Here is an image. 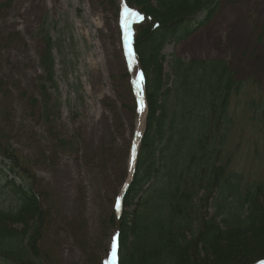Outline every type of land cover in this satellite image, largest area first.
<instances>
[{
  "label": "rangeland",
  "instance_id": "1",
  "mask_svg": "<svg viewBox=\"0 0 264 264\" xmlns=\"http://www.w3.org/2000/svg\"><path fill=\"white\" fill-rule=\"evenodd\" d=\"M126 5L0 0V138L35 177L48 213L41 244L48 264H117L111 219L137 209L142 197L124 208L145 129L140 104L147 115L131 46L143 19ZM191 30L161 51L166 87L175 86L177 62H225L241 85L229 109L227 143L220 146L223 177L235 175L243 192L244 185H264V0H218L212 16ZM46 39L53 44L52 83L41 68ZM206 177L205 187L212 183ZM4 189L0 179V207ZM220 192L200 189L194 196L188 207L194 230L199 217L219 227L211 205Z\"/></svg>",
  "mask_w": 264,
  "mask_h": 264
},
{
  "label": "trees",
  "instance_id": "2",
  "mask_svg": "<svg viewBox=\"0 0 264 264\" xmlns=\"http://www.w3.org/2000/svg\"><path fill=\"white\" fill-rule=\"evenodd\" d=\"M126 3L146 20L137 28L134 48L148 113L135 176L124 197L126 209L137 206L141 195L139 206L123 212L119 220L116 215L111 219L117 232L118 264H262L264 185H244L243 192L235 175L223 177L220 156L233 125L232 97L240 93L241 84L234 81L225 62H177L175 86L167 88L159 65L167 43L190 36L192 26L197 28L212 16L218 0ZM46 42L41 68L45 80L52 83L53 44L50 39ZM13 151L0 138V165L6 166L0 167L6 193L0 207V264H48L41 249L48 213L34 188L35 177ZM207 175L212 183L205 187ZM215 188L221 192L211 207L221 220L219 227L199 217L194 230L188 207L192 208L200 189ZM128 215L134 217L133 223L127 221Z\"/></svg>",
  "mask_w": 264,
  "mask_h": 264
},
{
  "label": "bare ground",
  "instance_id": "3",
  "mask_svg": "<svg viewBox=\"0 0 264 264\" xmlns=\"http://www.w3.org/2000/svg\"><path fill=\"white\" fill-rule=\"evenodd\" d=\"M143 105L144 104H140V106H141V114H140V119H139V123H140L139 127L140 128L142 127L143 121H144V118H145V114H144V110H143Z\"/></svg>",
  "mask_w": 264,
  "mask_h": 264
}]
</instances>
